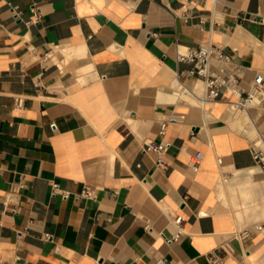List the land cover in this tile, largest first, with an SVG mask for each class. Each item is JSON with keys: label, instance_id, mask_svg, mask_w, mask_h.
<instances>
[{"label": "crops", "instance_id": "1", "mask_svg": "<svg viewBox=\"0 0 264 264\" xmlns=\"http://www.w3.org/2000/svg\"><path fill=\"white\" fill-rule=\"evenodd\" d=\"M199 46L249 88L264 0H0V264H264V102L202 101Z\"/></svg>", "mask_w": 264, "mask_h": 264}, {"label": "built area", "instance_id": "2", "mask_svg": "<svg viewBox=\"0 0 264 264\" xmlns=\"http://www.w3.org/2000/svg\"><path fill=\"white\" fill-rule=\"evenodd\" d=\"M14 15L18 13L12 9ZM189 19L188 14L184 16V20ZM176 60L180 63H186L191 66L187 71V75L197 77L203 81L205 93L202 101H215L218 99L221 88L225 87L230 93L236 97L235 104L241 110H247L250 107L257 106L264 102V75L261 73L256 74L253 82L249 88L243 87L238 78L234 74L229 73L226 75L217 74L212 68V62L219 63L229 62L231 58L226 55L220 48L211 46L199 47H177ZM258 98L257 104H252L254 99ZM166 123L161 125V133L165 130ZM194 136V132H191ZM260 144H254L253 159L264 171V140H260ZM145 152H153L156 154V164L164 166L162 156L166 149L163 142H155L148 140L144 143L143 147ZM200 162V156L196 155L192 161V166H197ZM57 188V185H54ZM92 193L88 188H85L81 196L91 197ZM172 221L177 228L175 235L170 239L171 242L178 241L182 235V224L184 218L180 214L172 216ZM254 230L264 234V225H256ZM247 230L242 232V236H248ZM212 262L216 264H227L223 261H218L215 257H211ZM163 259L158 260L157 264H162Z\"/></svg>", "mask_w": 264, "mask_h": 264}, {"label": "rangeland", "instance_id": "3", "mask_svg": "<svg viewBox=\"0 0 264 264\" xmlns=\"http://www.w3.org/2000/svg\"><path fill=\"white\" fill-rule=\"evenodd\" d=\"M198 88H200L199 90L197 89V93L198 94H200L201 93V91H202V85L200 86V87H198ZM236 109V108H235ZM238 110H241V109H238ZM253 139H255V143L256 144H260L261 143V141L259 140V138H258V135H257V133L255 132L252 136H251Z\"/></svg>", "mask_w": 264, "mask_h": 264}, {"label": "bare ground", "instance_id": "4", "mask_svg": "<svg viewBox=\"0 0 264 264\" xmlns=\"http://www.w3.org/2000/svg\"><path fill=\"white\" fill-rule=\"evenodd\" d=\"M182 95H183V94H182ZM255 100H258V98H255L254 101H255ZM231 106H232V105H231ZM233 107H234V106H233ZM238 109H239V108H238ZM240 112L244 114V115H242L243 117H246V116H245L246 114H245L244 112H242V111H240ZM247 117H248V116H247ZM245 119H246V118H245ZM249 121H250V120H249Z\"/></svg>", "mask_w": 264, "mask_h": 264}]
</instances>
